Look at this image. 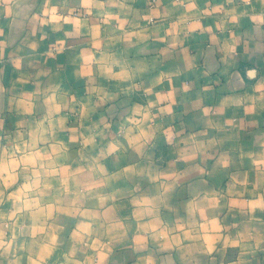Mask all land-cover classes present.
<instances>
[{
    "label": "crops",
    "instance_id": "crops-1",
    "mask_svg": "<svg viewBox=\"0 0 264 264\" xmlns=\"http://www.w3.org/2000/svg\"><path fill=\"white\" fill-rule=\"evenodd\" d=\"M0 264H264V0H0Z\"/></svg>",
    "mask_w": 264,
    "mask_h": 264
}]
</instances>
